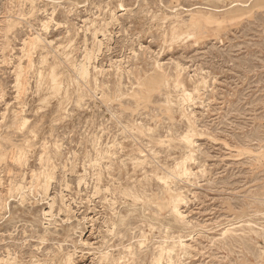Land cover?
<instances>
[{
	"label": "rangeland",
	"instance_id": "obj_1",
	"mask_svg": "<svg viewBox=\"0 0 264 264\" xmlns=\"http://www.w3.org/2000/svg\"><path fill=\"white\" fill-rule=\"evenodd\" d=\"M0 259L264 264V0H0Z\"/></svg>",
	"mask_w": 264,
	"mask_h": 264
},
{
	"label": "bare ground",
	"instance_id": "obj_2",
	"mask_svg": "<svg viewBox=\"0 0 264 264\" xmlns=\"http://www.w3.org/2000/svg\"><path fill=\"white\" fill-rule=\"evenodd\" d=\"M48 1V0H47ZM68 1V0H67ZM139 2V1H138ZM57 4V3H56ZM161 5V4H160ZM163 5V4H162ZM120 7V6H119ZM123 7V6H122ZM166 8V7H165ZM168 9V8H167ZM57 10V9H56ZM120 10V9H119ZM191 10V9H190ZM121 11V10H120ZM123 11V10H122ZM128 11V10H127ZM111 15V14H110ZM9 19V18H8ZM175 29V28H174ZM99 34V33H98ZM187 36V35H186ZM35 39V38H34ZM43 39V38H42ZM32 40V39H31ZM25 41V40H24ZM40 41V40H39ZM31 43V42H30ZM146 50V49H145ZM92 55V54H91ZM89 59V58H88ZM97 61V60H96ZM84 67H86V66H84ZM162 70V69H161ZM54 72V71H53ZM84 72V71H83ZM53 74V76H54V73H52ZM52 74H51V76H52ZM84 75V74H83ZM56 77V76H55ZM53 80H54V78H52ZM83 79V78H82ZM57 80V79H56ZM55 81V80H54ZM56 82V81H55ZM133 84V83H132ZM204 87V86H203ZM197 88V87H196ZM186 93V92H185ZM184 93V94H185ZM187 94V93H186ZM185 94V95H186ZM189 94V93H188ZM190 96V95H189ZM190 98V97H189ZM138 123V122H137ZM192 143V142H191ZM199 150V149H198ZM105 156V155H104ZM187 163V162H186ZM172 167V166H171ZM183 172H184V174L185 175H188V170L187 169H184L183 170ZM193 175V174H192ZM192 177V176H191ZM40 182H42V181H40ZM42 185V184H41ZM47 187V186H46ZM48 188V187H47ZM45 190V189H44ZM173 191V190H172ZM39 198V197H38ZM15 199V198H14ZM2 200V199H1ZM5 201V200H4ZM180 201H181V195H179V194H177V195H175L174 197H173V201H172V203H173V205H174V210H175V212H177L178 214H180V211H179V203H180ZM3 203V202H2ZM169 232V231H168ZM168 235V234H167ZM81 238V237H80ZM182 238V237H181ZM181 244H182V242H181ZM183 246H184V244H182ZM164 246V245H163ZM11 251V250H10ZM100 251H101V249H100ZM110 252V251H109ZM7 255V254H6ZM72 257V256H71ZM1 260V259H0ZM6 260V259H5ZM67 260V259H66ZM172 260V259H171ZM3 261V260H2ZM4 262V261H3ZM10 263V262H9ZM31 264V263H30Z\"/></svg>",
	"mask_w": 264,
	"mask_h": 264
}]
</instances>
